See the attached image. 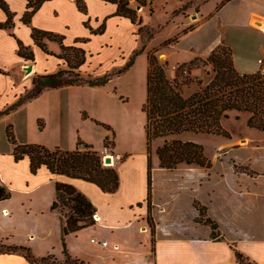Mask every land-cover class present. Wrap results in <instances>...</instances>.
Listing matches in <instances>:
<instances>
[{
  "label": "crops",
  "instance_id": "1",
  "mask_svg": "<svg viewBox=\"0 0 264 264\" xmlns=\"http://www.w3.org/2000/svg\"><path fill=\"white\" fill-rule=\"evenodd\" d=\"M4 1L15 13L16 33L21 40L35 50L41 49L32 39L31 27L65 34L67 42L69 38L76 39L74 44H77L78 39L98 37V34H93L89 28L85 27L83 22L87 18L78 10L75 0H48L35 13L31 25H25L21 21L27 0ZM211 1L214 0H205L199 6V10H196V15H192V19H195L194 23L208 18L210 21L216 20L218 32L209 52L202 57H197L205 59L218 46L226 45L231 48L234 65L241 74L256 73L259 70L260 61H264V0H215L210 12L205 13L203 5ZM90 4L94 28L99 26L100 20H105L107 17H113L115 22L131 20L128 17L116 15L117 5L114 3L110 4L109 10L106 8L109 3L105 0L92 2L87 0V5ZM94 7L100 10L96 12ZM5 20L6 14L0 9V22ZM75 25L78 32L72 33ZM136 27H138L137 24L133 23L132 28ZM1 30L0 57L5 60H0V68L5 70L9 68L10 74L5 76L0 74V89L2 91L4 89L3 93L6 94L7 89L12 85L13 91L15 90L5 98L7 102L23 91L25 85L33 86V78L39 73L36 71V62L25 61L17 54L18 44L11 39L7 42L14 46L13 59L12 62L7 63L8 60L5 58L7 52H3L2 48L5 39L9 36ZM47 46H52L54 51L61 52L56 42H48ZM165 53L169 61L172 52L166 50ZM29 64L33 65V71L27 74L25 66ZM61 66L63 64L58 65L56 71ZM175 72L173 70L172 74L174 75ZM3 103L0 101V106ZM9 115L12 114L7 116L10 117ZM226 120L228 119L223 120V125ZM230 135L231 138L224 137L227 141L218 146L213 159H209L205 154L211 163L209 167L180 165L173 169L162 168L159 158L156 159L158 157L156 152L154 155L151 152V217L155 225L156 264H237L235 250L241 252L250 261H254L255 264H264V138L259 145H237L235 136ZM113 137L114 140L108 146L112 151L124 156L123 160L116 165L120 184L115 193H104L95 184L80 179L52 174L45 166L33 174L30 171L28 157L15 161L12 154L14 146L10 142L11 146L0 147V181L9 188L16 187V183L19 188L25 190L46 188L45 193L49 194L41 200L42 207L39 208V212L45 218L41 220L40 227L56 228L57 233H62L64 218L60 212L51 210L56 197V183L62 182L75 186L96 207L97 219L92 225L94 226L91 230L92 235L95 234L98 241L108 242L106 247H102L99 243L97 246H101L100 248H103L105 252L114 254L116 252L110 247L123 246L125 241L118 238L116 240L109 238V240L106 233L125 235L128 231L130 232L128 242L133 243L134 247L132 253L141 256L144 260L142 264H146L153 239L152 233L151 237L143 235L151 232L147 219L149 153L147 149L131 151L125 148L120 152L118 140L116 141L115 135ZM99 151L102 154L101 148ZM174 179L181 191L178 193H180L179 201L182 203V208L177 213L167 209L164 213L169 212V215H163L164 213L160 211H164L163 207L170 206L171 200L176 197L175 194L169 193L168 197L161 198L157 190L161 188L168 191ZM195 202L206 206V216L218 224L216 238L211 235L210 225L196 221L199 212ZM2 210L7 211L4 207ZM67 250L71 255L83 258L80 254L73 253L68 246ZM118 253L121 251L119 250ZM0 264L30 263L18 254H0Z\"/></svg>",
  "mask_w": 264,
  "mask_h": 264
},
{
  "label": "rangeland",
  "instance_id": "2",
  "mask_svg": "<svg viewBox=\"0 0 264 264\" xmlns=\"http://www.w3.org/2000/svg\"><path fill=\"white\" fill-rule=\"evenodd\" d=\"M204 1L153 0L151 4L142 5L143 7L138 10L137 5L141 4L136 0H129L130 7L136 11V21L139 20V16L143 15L141 26H145V29L140 35L138 24L136 23L138 27L133 29L130 19L129 22H115L113 17H107L105 20H100L99 26L94 28L93 15L90 13L91 4L88 6L87 0L83 1L87 10L84 12L78 8L75 0L78 10L87 18L83 22L85 27L89 28L91 32L99 28L102 31L97 38L74 44L76 39L69 38L67 42L65 34L38 29L64 36L65 46L84 49L86 52L85 61L78 68L71 67L66 59L58 57L61 52L54 51L52 46L48 47L52 52L50 55L41 48L40 51L35 50L31 45L21 40L15 27L12 30L2 29L1 31H5L9 36L5 39L2 48L3 52H7L5 57L8 60L7 63L12 62L14 51V46L7 41L11 39L17 44V40H20L33 51V61L36 62L38 75H42L44 72L51 74L63 69L68 72L67 77L70 78L85 77L92 80L108 74L109 79L101 85L65 84L57 88H46L40 94L20 104L17 103L33 86L25 85L23 91L17 93L13 99L7 102H5V98L15 91H13V86L11 85L7 89L6 94L3 93L4 89L3 91L0 89V101L4 102L3 106H0V112L16 105V108L9 112L12 114L9 115L10 117L7 116L8 114H0V147L11 146L6 131L8 125H12L15 139L19 144L39 145L50 150L55 148L75 150L78 141L81 140L93 146L100 153L99 148L103 150L107 146L106 137L110 142L114 140L113 133L116 141L118 140L120 152L124 148L131 151L146 150V116L143 113V104L147 96L149 53L157 50L158 60L163 63L168 61L167 58L162 57V55H167L165 51L172 52L168 61V73L171 78L175 76L172 74V65L177 62L188 69L192 80L201 77L204 82H208L215 75L212 66L205 63V59L201 57L209 52L218 33L216 20L210 21L208 18L202 22L197 20V23H194L195 19H192V15H196V10H199V6ZM215 2L214 0L203 5L204 12H210ZM107 3L109 4L106 8L109 10L110 4L113 3ZM94 10L97 12L100 9L94 7ZM189 21L191 23L188 24ZM14 22L16 26L15 16ZM148 29L152 31V36L147 39ZM76 32L78 31L75 25L72 33ZM176 38L177 40L170 45L171 47L164 46L167 41ZM135 51L140 52L135 55ZM0 60L4 61L5 59L0 57ZM131 61L132 65L128 69L118 73ZM62 64L63 66L56 71L57 66ZM0 69L3 71L0 74L4 76L10 74L9 68L7 70ZM197 86V84L190 85L187 89L185 88V92L192 93L197 89ZM235 116L236 114L231 115L224 125L222 123V127L233 137L235 136L237 145H259L261 139L264 138V132L248 128L247 117L242 116L237 119ZM179 138L201 144L209 159H213L218 146L227 141L222 136L204 133H184ZM164 142L165 139L162 138L153 141L152 155L155 153V147ZM114 164L117 165V163ZM15 186L10 188L11 197L0 201V241L7 245L29 247L37 257L47 254L61 257L63 252L62 233L55 232L56 228L40 227L41 220L45 218L39 212V208L42 207L41 200L49 194L45 193L46 188L25 190L19 188L17 183ZM157 192L161 198L168 197L169 193L175 194L176 197L171 200L172 204L163 207L164 211H160V213L166 212L167 209L177 213L182 208V203L179 201L181 191L177 187L175 179L170 183L168 191L160 188ZM163 202L166 201L163 200ZM61 206L63 213L69 211L68 207ZM200 206L202 211L197 209L199 216L196 221L202 222L204 211L207 212V208L201 204ZM2 207L7 211L2 210ZM168 213L163 215H169ZM93 228L94 226L86 227L76 234L66 236V247L72 249L73 253L80 254L85 262L92 264H142L143 258L137 253H132L133 243L128 242L130 232L127 231L125 235L106 233L108 239L116 240L118 238L125 241L123 246H118V249H115L116 245L110 247L116 252L113 254L109 251L105 252L102 250L103 248H100L101 246H97V243L91 242L92 238H97L95 234L92 235ZM141 231L144 232L142 228ZM31 235L33 236L31 237ZM143 235L151 237V232ZM119 250L121 253H118Z\"/></svg>",
  "mask_w": 264,
  "mask_h": 264
},
{
  "label": "trees",
  "instance_id": "3",
  "mask_svg": "<svg viewBox=\"0 0 264 264\" xmlns=\"http://www.w3.org/2000/svg\"><path fill=\"white\" fill-rule=\"evenodd\" d=\"M45 1L48 0H27V6L21 18L23 24L31 25L33 16ZM83 1L76 0L77 6L81 11L86 12ZM105 1L117 5L116 15L128 17L133 23H137L139 26L138 33L141 35L145 29V26H141L143 19L139 17V20L136 21V11L130 7L129 0ZM136 1L145 6L151 4L153 0ZM0 9L6 14V20L0 22V29L12 30L15 27V14L4 0H0ZM92 33L99 34L102 31L99 28ZM31 36L35 45L47 54L52 53L49 51L47 43H58L61 49V54L58 57L66 59L68 65L73 68H78L85 61V50L76 46H65L62 35L31 27ZM151 36L152 31L148 29L147 39ZM87 40V38L78 39L76 42L82 43ZM176 40L177 38L169 40L164 46L169 47ZM17 44L18 55L25 61H33L34 55L31 48L26 47L20 40H17ZM139 52L135 51V55H138ZM156 52L157 50L151 51L148 55L147 96L143 104L149 153L147 219L153 235L146 264H156L155 225L151 217V152L153 141L158 138L165 139V142L155 150L162 168L173 169L180 165L209 167L211 163L205 155L204 147L192 140L180 139V135L204 133L231 138L230 133L222 127V123L223 120L229 119L233 114H236L237 119L242 116L247 117L248 128L264 131V75L259 70L252 74H241L234 65L233 52L230 47L220 45L205 58V63L211 65L215 72L213 79L209 82H204L200 78L192 80L189 74L183 73V69L176 70L175 76L171 78L168 73V61L160 62ZM131 65L132 61L118 73L128 69ZM0 72L3 71L0 69ZM67 74L66 70L61 69L55 73L34 76L32 89L17 104L35 97L46 88H57L65 84L101 85L109 79L108 74L92 80L85 77L70 78L67 77ZM193 84L198 85L197 89L187 94L185 88L187 89ZM15 108L16 105H13L0 114H9ZM6 133L9 142L14 146L12 154L15 161L28 157L30 171L33 174L45 166L52 174L65 175L95 184L104 193H115L119 188L120 177L117 166L115 164L103 165L101 154L93 146L83 143L81 140L78 141L75 150L60 148L50 150L39 145L19 144L15 139L12 125H8ZM108 143L111 142L107 137V146ZM11 195L12 191L9 186L0 181V201L9 199ZM196 204L195 207L202 211L200 204L198 202ZM61 205L68 207L69 211L63 213ZM51 210L60 212L64 218L61 257L54 254L37 257L29 247L7 245L1 241L0 254L21 255L30 264H92L71 255L67 250L65 239L67 235L76 234L81 229L95 224L96 207L94 204L75 186L57 182L56 197L51 205ZM202 223L211 226L213 238L218 236V224L207 217L205 211ZM235 255L237 264H255L254 261H250L238 250H235Z\"/></svg>",
  "mask_w": 264,
  "mask_h": 264
},
{
  "label": "built area",
  "instance_id": "4",
  "mask_svg": "<svg viewBox=\"0 0 264 264\" xmlns=\"http://www.w3.org/2000/svg\"><path fill=\"white\" fill-rule=\"evenodd\" d=\"M172 67H173V70H175V71L178 70V69H183V73L184 74H186V75L189 74L187 68H185L181 63H177L175 65H172ZM259 72L262 75H264V61H260ZM101 157H102L103 164H105V165H110V164H114V163L120 162L124 158V156L122 154L112 151L109 146H105L104 147V149L102 150ZM106 158H110L111 159V163L110 164L105 162ZM94 218H95V220L97 219L96 216H94ZM91 241L93 243H99V244H101L104 247L108 246V242L107 241H98L96 238H93ZM115 247H116L115 249H118V245H116Z\"/></svg>",
  "mask_w": 264,
  "mask_h": 264
},
{
  "label": "water",
  "instance_id": "5",
  "mask_svg": "<svg viewBox=\"0 0 264 264\" xmlns=\"http://www.w3.org/2000/svg\"><path fill=\"white\" fill-rule=\"evenodd\" d=\"M142 7H143L142 5H137V9L138 10L141 9ZM25 70H26L27 74H30L33 71V65L32 64L26 65L25 66ZM105 162L110 164L111 163V159L110 158H106Z\"/></svg>",
  "mask_w": 264,
  "mask_h": 264
},
{
  "label": "bare ground",
  "instance_id": "6",
  "mask_svg": "<svg viewBox=\"0 0 264 264\" xmlns=\"http://www.w3.org/2000/svg\"><path fill=\"white\" fill-rule=\"evenodd\" d=\"M163 58H167V55H162ZM244 140V139H243ZM247 143V142H246ZM112 165V164H111Z\"/></svg>",
  "mask_w": 264,
  "mask_h": 264
}]
</instances>
